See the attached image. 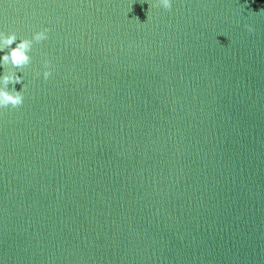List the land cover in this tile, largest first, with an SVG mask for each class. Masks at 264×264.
Listing matches in <instances>:
<instances>
[{
    "label": "water",
    "instance_id": "obj_1",
    "mask_svg": "<svg viewBox=\"0 0 264 264\" xmlns=\"http://www.w3.org/2000/svg\"><path fill=\"white\" fill-rule=\"evenodd\" d=\"M155 4L0 0V264H264V0Z\"/></svg>",
    "mask_w": 264,
    "mask_h": 264
},
{
    "label": "clouds",
    "instance_id": "obj_2",
    "mask_svg": "<svg viewBox=\"0 0 264 264\" xmlns=\"http://www.w3.org/2000/svg\"><path fill=\"white\" fill-rule=\"evenodd\" d=\"M174 0H156L155 6L164 9H171ZM245 27L249 32L253 31L251 25L246 24ZM48 29L42 28L32 34L31 38H18L16 32L5 33L0 31V67L6 69L0 73V108L11 107L16 108L24 103V81L23 69L32 61L31 52L33 45L41 41L47 40ZM13 44L15 45L13 47ZM50 61L45 58L43 60L42 73L37 72L36 75L44 79H48L51 75ZM21 83V89L18 91L15 85Z\"/></svg>",
    "mask_w": 264,
    "mask_h": 264
}]
</instances>
